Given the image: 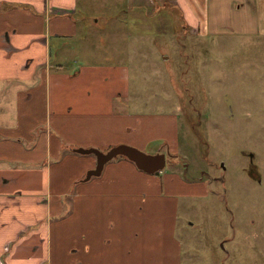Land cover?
<instances>
[{
    "label": "crops",
    "instance_id": "crops-1",
    "mask_svg": "<svg viewBox=\"0 0 264 264\" xmlns=\"http://www.w3.org/2000/svg\"><path fill=\"white\" fill-rule=\"evenodd\" d=\"M158 1L199 32L191 0ZM126 8L144 14L131 22L145 19L155 0ZM90 11L89 0H0V264H183L179 198L206 196L204 181L148 174L119 157L84 181L97 159L74 149L142 151L164 140L178 153L179 143L176 114L134 110L123 57L93 59L104 30Z\"/></svg>",
    "mask_w": 264,
    "mask_h": 264
},
{
    "label": "rangeland",
    "instance_id": "rangeland-1",
    "mask_svg": "<svg viewBox=\"0 0 264 264\" xmlns=\"http://www.w3.org/2000/svg\"><path fill=\"white\" fill-rule=\"evenodd\" d=\"M89 1L104 30L93 59L123 57L138 113L177 115L178 153L164 140L142 151L168 155L162 175L205 183L179 198L183 264H264V0H191L199 32L173 3L131 22L144 14L126 0Z\"/></svg>",
    "mask_w": 264,
    "mask_h": 264
},
{
    "label": "water",
    "instance_id": "water-1",
    "mask_svg": "<svg viewBox=\"0 0 264 264\" xmlns=\"http://www.w3.org/2000/svg\"><path fill=\"white\" fill-rule=\"evenodd\" d=\"M74 152L81 155H94L97 159L96 167L87 172L84 181H89L93 177L101 176L106 164L120 156L132 161L139 170L148 174L161 172L167 163L166 153L148 155L143 151L128 145H118L107 152H102L95 148H79L74 149ZM249 170V174H251L254 169L249 168Z\"/></svg>",
    "mask_w": 264,
    "mask_h": 264
},
{
    "label": "trees",
    "instance_id": "trees-1",
    "mask_svg": "<svg viewBox=\"0 0 264 264\" xmlns=\"http://www.w3.org/2000/svg\"><path fill=\"white\" fill-rule=\"evenodd\" d=\"M165 5L168 6V4H166V3H165ZM155 6H156V7H155V9H154V12L156 13V12L159 11V9H161L162 3L159 2L158 0H156V2H155ZM119 158H125V157L120 156Z\"/></svg>",
    "mask_w": 264,
    "mask_h": 264
},
{
    "label": "flooded vegetation",
    "instance_id": "flooded-vegetation-1",
    "mask_svg": "<svg viewBox=\"0 0 264 264\" xmlns=\"http://www.w3.org/2000/svg\"><path fill=\"white\" fill-rule=\"evenodd\" d=\"M167 155V154H166ZM167 160H168V155H167Z\"/></svg>",
    "mask_w": 264,
    "mask_h": 264
}]
</instances>
